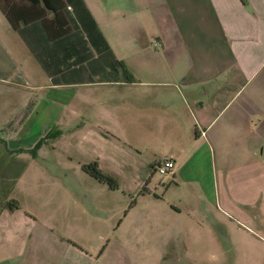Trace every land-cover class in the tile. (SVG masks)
<instances>
[{
	"label": "crops",
	"instance_id": "crops-1",
	"mask_svg": "<svg viewBox=\"0 0 264 264\" xmlns=\"http://www.w3.org/2000/svg\"><path fill=\"white\" fill-rule=\"evenodd\" d=\"M81 2L96 29L80 9L87 35L65 15V37L49 43L41 32L26 30L29 47L0 12L10 30L0 26V118L6 130L0 141L18 149L7 152L1 145L0 162L16 163L19 177L30 175L39 137L51 133L55 142L74 128L76 148L88 134L107 142L84 128L86 108L92 113L104 99L117 144L163 153V160L154 155L147 162L154 173L156 165L171 161L167 174L175 185L193 187L192 197L207 207L248 229L264 219V0H247L246 6L240 0ZM20 44L32 61L21 64ZM86 87L105 94H87L81 90ZM200 152L212 173L208 194L197 180L184 178ZM152 175L135 183L138 194L151 192ZM18 210L0 209V264H46L36 257L37 234L19 231ZM25 218L18 221L23 227L30 222Z\"/></svg>",
	"mask_w": 264,
	"mask_h": 264
},
{
	"label": "rangeland",
	"instance_id": "rangeland-1",
	"mask_svg": "<svg viewBox=\"0 0 264 264\" xmlns=\"http://www.w3.org/2000/svg\"><path fill=\"white\" fill-rule=\"evenodd\" d=\"M0 26L10 31L1 14ZM20 45L21 64L24 60L32 61ZM81 90L87 94H105L104 88ZM105 102L103 99L99 109L92 113H87L91 108H86L84 128L96 130L107 142H99L93 134H88L85 143L76 148L74 128L55 142L51 133L49 138L39 137L32 151L38 157L31 168L26 167L32 172L30 175L19 177L16 163L0 162V204L7 212V202L17 203L19 210L14 215L19 231L25 236L37 234L33 246L37 248L38 262L264 264V219L248 229L215 208L207 207L199 197H192L193 187H177L170 174L154 173L147 162L153 160L155 153L148 149L138 152L112 139L110 107ZM1 124L0 118V138L6 131ZM29 134L33 137L38 133ZM25 135L21 133L23 138ZM1 145L7 152L18 150L0 142ZM204 153H199L197 162L186 170L184 178L197 180L208 194L213 189L212 173ZM24 155L29 158L32 153L28 151ZM155 156L156 160H163L162 152ZM91 162L118 181V190H109L82 172L81 166ZM147 174L149 177L153 174L148 184L151 192L145 189L146 194H138L135 183L148 178ZM23 218L30 220L26 227L18 223ZM47 230L70 240L75 247L51 238Z\"/></svg>",
	"mask_w": 264,
	"mask_h": 264
},
{
	"label": "trees",
	"instance_id": "trees-1",
	"mask_svg": "<svg viewBox=\"0 0 264 264\" xmlns=\"http://www.w3.org/2000/svg\"><path fill=\"white\" fill-rule=\"evenodd\" d=\"M246 6L247 0H240ZM70 9V10H69ZM89 18V22L94 25L95 23L91 16L88 15L81 0H0V12L4 16L10 28L15 31L29 47L26 37V30L31 32H41L42 36L49 43L58 41L67 35L69 31L68 20L65 15L70 19L72 26L80 28V31H85V20L81 15V11ZM51 16V17H49ZM118 64L123 69V74L127 82H133V77L126 74L122 62ZM119 66V67H120ZM2 144L4 145L3 141ZM84 174L93 178L100 184L105 185L109 190H118V181L109 174L104 173L99 168L96 162H91L81 166ZM140 194H146L143 189ZM6 207L10 211L18 209L17 203L9 201ZM2 205L0 204V209Z\"/></svg>",
	"mask_w": 264,
	"mask_h": 264
},
{
	"label": "built area",
	"instance_id": "built-area-1",
	"mask_svg": "<svg viewBox=\"0 0 264 264\" xmlns=\"http://www.w3.org/2000/svg\"><path fill=\"white\" fill-rule=\"evenodd\" d=\"M154 46H158V43L155 42ZM173 168H174V163L171 161H166L162 164L156 165L154 167V171L158 172L161 175H165L167 173H170L173 170Z\"/></svg>",
	"mask_w": 264,
	"mask_h": 264
}]
</instances>
